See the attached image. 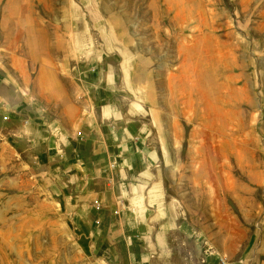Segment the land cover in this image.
Wrapping results in <instances>:
<instances>
[{"label": "rangeland", "instance_id": "1", "mask_svg": "<svg viewBox=\"0 0 264 264\" xmlns=\"http://www.w3.org/2000/svg\"><path fill=\"white\" fill-rule=\"evenodd\" d=\"M97 175L156 264H264V0H0V264H140L94 193L65 207Z\"/></svg>", "mask_w": 264, "mask_h": 264}, {"label": "crops", "instance_id": "2", "mask_svg": "<svg viewBox=\"0 0 264 264\" xmlns=\"http://www.w3.org/2000/svg\"><path fill=\"white\" fill-rule=\"evenodd\" d=\"M125 131H126L125 138H120V139L130 140L132 137L131 132L127 129H125ZM39 133H40V138L42 141L45 142V145L43 148L44 151H43V153H41V157H38V160L40 162L48 160L47 156H49L51 159H54V157L57 155H56L55 151H53V150L58 151V147L61 144V138L57 139L58 142L55 143L56 144L55 146L50 147L48 145V140H50V138H51L50 129H48V131H47V129L43 128L42 130H39ZM60 133L63 134V131L61 129H54V131H53V134H54V136H56V138ZM104 142L105 141H103V139H102L101 142H98L96 144V149L99 152L101 151V148L103 147ZM122 145H125L126 149L128 150L129 156L124 159L125 163L122 164V166L120 167L119 177L115 181H113L114 186H115V184H117L119 182L121 184H126L124 178L129 177L134 172V168L136 167L133 145L130 143H126V144L122 143ZM110 146L114 149L115 154L111 153L108 150L109 154H112L115 156H116V154H117V156L121 155L120 153L118 154L119 151L117 149H115V147H117V146L120 149V147H121L120 144L117 145V144H115V142H112L110 144ZM69 176H71V181L76 180L75 176H74V172H71V174L69 173ZM119 178H121L122 180L119 181ZM103 180H105V178H102L99 175H97V178L95 179V181H96L95 185L97 184V186H96V188H93V189L99 191V194L107 193V190H108V187L105 184H102ZM86 186H88V184ZM89 189L90 188L88 186V188L85 187L83 189H80V191L83 192V191H86ZM130 190H131V188H130ZM58 194H60V195L63 194L62 189H59ZM127 194L129 196L124 197L123 195H121L120 199L115 200V202H114V200L109 201L110 205L114 206V204H117L121 199H124L123 206H124V208H126V210L122 211L121 215L115 216V215L111 214L109 212V210L102 212L104 217L109 218L110 221H113L114 217L119 218L116 220L117 224L114 225L112 229L109 228V231L115 232L116 240L126 239V240H128L127 243H130V242L132 243V242L136 241L135 248H132L133 249V257H139L138 261L140 264H156V261L152 257V253H150V250L146 249L144 247V244H143L144 242H146V244L148 245V244H150L149 241L151 240V236H150L151 231H150L149 225H148V220H149L150 215H149V213H144L142 211L141 207H139V205L135 206L131 203V199L133 200V198H132L133 193L132 192H128ZM65 197H66V194H64V199L66 201ZM130 197H131V199H130ZM110 199H114V198L111 197ZM78 202H79V200H78ZM65 205H66V202H65ZM104 208H106V207L104 206ZM103 210H105V209H103ZM102 214H100V215H102ZM110 221H109V223H111ZM134 227H138L135 231L136 233H134V234L132 233L130 235L128 233V231L134 232L133 231ZM162 229H163V227L157 228V230L154 234L153 242L155 243L156 248L162 247L161 243L163 242V238H162L163 234H160ZM143 231H146V232H143ZM135 237L138 239H135ZM147 258L150 259V262H149V260H147Z\"/></svg>", "mask_w": 264, "mask_h": 264}, {"label": "bare ground", "instance_id": "3", "mask_svg": "<svg viewBox=\"0 0 264 264\" xmlns=\"http://www.w3.org/2000/svg\"><path fill=\"white\" fill-rule=\"evenodd\" d=\"M76 190H78V193L73 195V194H69L66 195V205L65 207L71 212L73 211V207L77 204H79L78 200L81 197H88L89 198V192H92L95 194V196H93V200H94V204L100 208V209H105L104 206L106 207V210H109V212L115 216H119L121 215V212L126 210V208H124L123 203H124V199H121L117 204H114V206L110 205V202L107 200L106 196L102 193H96L95 191H90V190H86V191H80V189L83 188H79V186H76V188H74ZM103 196V197H102ZM106 198V199H103ZM142 202V198L138 199L135 202V206H138L140 203ZM119 205V206H118ZM109 207V208H108ZM97 221H100L101 218H96ZM157 230V228H156ZM219 255H223L220 256L218 259V264H231V261L228 259L227 256H225L224 254H219ZM201 260L205 261V257L203 256L201 258ZM223 260L225 261V263L223 262Z\"/></svg>", "mask_w": 264, "mask_h": 264}, {"label": "built area", "instance_id": "4", "mask_svg": "<svg viewBox=\"0 0 264 264\" xmlns=\"http://www.w3.org/2000/svg\"><path fill=\"white\" fill-rule=\"evenodd\" d=\"M223 262L225 263V261L223 260Z\"/></svg>", "mask_w": 264, "mask_h": 264}]
</instances>
